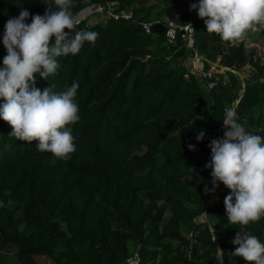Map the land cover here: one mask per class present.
<instances>
[{
    "label": "trees",
    "instance_id": "1",
    "mask_svg": "<svg viewBox=\"0 0 264 264\" xmlns=\"http://www.w3.org/2000/svg\"><path fill=\"white\" fill-rule=\"evenodd\" d=\"M183 0H74V13L92 5L117 3L131 20H110L79 29L99 34L95 45L58 58L60 67L36 87L60 92L79 82L80 120L72 125L76 151L68 160L39 152L32 143L10 136L0 119V263L2 250L13 248L11 260L35 264L44 257L54 264H123L138 253L142 264H246L231 255L238 225H229L223 184L219 201L207 207L210 226L195 228L194 242L183 230L203 213L202 194L213 187L210 162L213 139H223L225 106H236L241 122L264 136V66L252 65L244 84L228 73L206 92L185 78L190 56L181 34L177 45L166 34H146L143 24L165 16L166 8ZM45 0H0V67L7 54L4 25L21 9L43 15ZM192 3H187L190 7ZM158 20V21H159ZM28 23H31V16ZM196 51L214 60L216 48H228L224 63L246 67L245 43L224 42L208 34L194 15ZM264 43V32H261ZM3 101H0L2 104ZM203 131L204 139L197 141ZM195 150L190 151L189 145ZM190 169H195L193 173ZM196 205V207L193 206ZM264 242V217L246 228ZM216 237V242L213 239ZM197 261H188L190 252Z\"/></svg>",
    "mask_w": 264,
    "mask_h": 264
},
{
    "label": "clouds",
    "instance_id": "2",
    "mask_svg": "<svg viewBox=\"0 0 264 264\" xmlns=\"http://www.w3.org/2000/svg\"><path fill=\"white\" fill-rule=\"evenodd\" d=\"M44 3L43 15L21 9L18 17L4 25L2 42L7 54L0 67V119L12 128L10 136L37 141V151L68 160L76 151L72 125L80 120L79 82L55 92L52 87H36L37 77L47 81L60 67L58 58L77 55L85 42L95 45L99 34L78 30L82 21L73 11L74 0ZM190 10L197 11L208 34L224 42H244L264 32V0H198ZM222 121L224 138L209 144L211 159L204 167L211 169L213 187H205V193H214L220 184L230 190L224 199L227 221L239 226L231 255L246 264H264V242L246 230L264 217V136L250 131L246 120L241 122L234 105L225 106ZM196 138L202 141L204 132ZM188 147L195 150L194 145ZM217 253V264H224L223 250L217 248Z\"/></svg>",
    "mask_w": 264,
    "mask_h": 264
},
{
    "label": "built area",
    "instance_id": "3",
    "mask_svg": "<svg viewBox=\"0 0 264 264\" xmlns=\"http://www.w3.org/2000/svg\"><path fill=\"white\" fill-rule=\"evenodd\" d=\"M194 1V0H185L180 3L186 4ZM192 12V18L194 15H197V11ZM82 23H89L94 20L95 24H107L110 20H131L132 12L126 10H119L117 5L108 4L107 6L103 5H92L89 6L79 12ZM192 18L185 23L175 24L171 22L166 16L162 17L159 21L154 23L155 25H163L165 27V34L167 38V43L169 45H177L178 36L181 34L182 39L185 43L186 49L190 52V56L184 62L183 66L186 69L185 78L190 80L194 77L202 86V88L206 92H211L217 85L220 80L221 74L225 73L226 67H221L219 65L214 64V62L205 59L202 55H200L195 48V32L194 28L188 27L187 24H192ZM143 30L146 34L150 35L153 33V25L152 24H143ZM186 64V65H185ZM218 70H221L219 73ZM232 74L237 75V70L232 68ZM227 74V73H226ZM220 76V77H219ZM123 264H142L141 256L136 253L132 257L128 258Z\"/></svg>",
    "mask_w": 264,
    "mask_h": 264
},
{
    "label": "rangeland",
    "instance_id": "4",
    "mask_svg": "<svg viewBox=\"0 0 264 264\" xmlns=\"http://www.w3.org/2000/svg\"><path fill=\"white\" fill-rule=\"evenodd\" d=\"M111 4L118 5L117 3H111ZM156 14H158V10H155L152 12L151 22H154V21L156 22L159 20L155 18ZM89 25L91 27L96 26L95 21L92 20L89 23ZM261 37H262L261 33L253 34L250 36L248 40L244 41L245 43L244 56L247 58L248 64L246 65V67L242 68L241 70L236 71L237 77L241 79L243 85H245L244 84L245 79L249 78V76L253 74L252 67H251L252 65H250V63H258L261 67L264 66V43ZM239 45H241V42L237 43L235 48H238ZM228 52H229V49L227 47L226 48L220 47V48H216V52L214 54V60H209L208 58H205L203 56L205 59L214 62V64L219 65L221 67H226V69H228V70H225L224 74H221V76L224 77V80L227 83L229 82L228 72L233 71L232 68H230L224 63V58L226 57L225 54H227ZM218 71L219 73H221V70H218ZM222 192L223 191H220V192L215 191L214 193L209 192L208 194H206L205 191L203 192L202 194V201L204 202L203 213H201V215H199L198 218L195 219L194 225L192 227L183 230L184 237L188 239L191 243L194 242V237H195L194 235L196 233L195 228L197 226H206V225L210 226L211 225L210 222L208 221V218L205 212H206L207 207L219 201V196ZM193 206L196 207L195 204H193ZM214 237L215 235H213V239ZM215 242H216V237H215ZM13 253H14L13 248H7L5 250H2V255L8 256V257H5V259L0 264H17L16 261H14L13 259L12 260L10 259ZM187 260L188 261L193 260L194 262L197 261V258L193 256L191 249L187 255ZM35 264H54V263L48 258L39 257V258H36Z\"/></svg>",
    "mask_w": 264,
    "mask_h": 264
},
{
    "label": "water",
    "instance_id": "5",
    "mask_svg": "<svg viewBox=\"0 0 264 264\" xmlns=\"http://www.w3.org/2000/svg\"><path fill=\"white\" fill-rule=\"evenodd\" d=\"M165 16L173 23H185L192 18L190 7L183 3H176L165 10ZM153 32L157 34H165L166 30L163 25H154Z\"/></svg>",
    "mask_w": 264,
    "mask_h": 264
}]
</instances>
